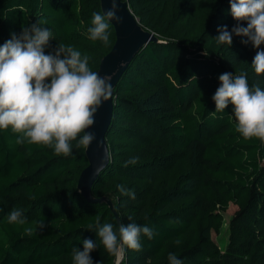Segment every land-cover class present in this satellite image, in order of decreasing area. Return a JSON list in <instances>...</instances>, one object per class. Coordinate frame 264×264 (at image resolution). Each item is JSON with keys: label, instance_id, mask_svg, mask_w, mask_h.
I'll use <instances>...</instances> for the list:
<instances>
[{"label": "trees", "instance_id": "obj_1", "mask_svg": "<svg viewBox=\"0 0 264 264\" xmlns=\"http://www.w3.org/2000/svg\"><path fill=\"white\" fill-rule=\"evenodd\" d=\"M149 1L127 5L140 15ZM207 23H220L216 40L207 27L188 40L162 29L115 84L109 161L90 189L110 208L69 175L86 165L82 126L57 137L81 120L87 86L57 52L83 43L101 58L114 40L99 1L0 0V264H64L78 251L113 264L118 245L120 264H264V0H215ZM123 180L143 183L122 191ZM229 200L220 249L209 232ZM196 220L206 223L189 232Z\"/></svg>", "mask_w": 264, "mask_h": 264}, {"label": "rangeland", "instance_id": "obj_2", "mask_svg": "<svg viewBox=\"0 0 264 264\" xmlns=\"http://www.w3.org/2000/svg\"><path fill=\"white\" fill-rule=\"evenodd\" d=\"M128 1L129 0H126L127 3ZM214 3L215 0H150L144 5L140 4L137 6L136 10L140 12V15L134 14V11L128 8L138 22L139 16L143 18L144 22L141 23L147 27L145 26L142 28L152 32L156 36L162 29H166L167 32L169 30L171 34H176L182 37L183 40H188L189 37H193L195 33H199L202 30L205 31V27H207V32L212 31V38L216 40L218 34L222 32V30H220L221 27L218 26L220 23L215 25L207 23L210 8ZM253 13L254 9L249 10V14ZM146 22H149V24H145ZM217 28H219L218 32H216ZM75 45L79 50L76 56H71L66 52L59 51L57 52L54 62L55 65L62 70H74L80 86L84 87L88 85L87 83L90 82L97 68L101 52L94 49L91 45L88 46L83 43H76ZM211 51L214 57H217L218 50L214 48ZM119 93L124 94L125 92ZM80 126L81 120L79 118L63 123L57 132L59 142L68 143L73 140L75 135H79ZM112 143L114 145L113 141ZM82 168L80 164L75 163L69 175L72 174L73 177H77ZM122 183L124 185L122 191H130L134 188L138 189L143 182L123 180ZM160 189H162V186L161 180L159 179L154 183L153 190L157 192ZM186 201L187 198H179L173 205H182L185 204ZM226 204L227 206L224 210H219L221 218L219 219L217 232L213 230L209 232L211 239L215 241L220 249L224 246L226 240L227 220L236 208V204L231 200L227 201ZM205 223L206 220H196L190 225L189 232L198 229ZM189 232L173 240L174 242L172 241V243L179 245L184 242ZM172 243L168 244V248H170ZM101 255V251H78L58 260L64 264H94ZM122 257L123 251L118 245L115 251L114 263L119 259L116 264H120Z\"/></svg>", "mask_w": 264, "mask_h": 264}, {"label": "water", "instance_id": "obj_3", "mask_svg": "<svg viewBox=\"0 0 264 264\" xmlns=\"http://www.w3.org/2000/svg\"><path fill=\"white\" fill-rule=\"evenodd\" d=\"M98 1L101 15L113 28L114 40L99 59L79 102L86 165L77 176L76 189L87 201H103L112 208L106 197L93 198L90 189L109 161L105 133L111 119L113 88L135 53L147 42L158 40L138 24L126 0Z\"/></svg>", "mask_w": 264, "mask_h": 264}, {"label": "bare ground", "instance_id": "obj_4", "mask_svg": "<svg viewBox=\"0 0 264 264\" xmlns=\"http://www.w3.org/2000/svg\"><path fill=\"white\" fill-rule=\"evenodd\" d=\"M118 256H119V253H118Z\"/></svg>", "mask_w": 264, "mask_h": 264}]
</instances>
